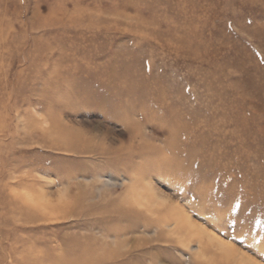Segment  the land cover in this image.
<instances>
[{
	"label": "rangeland",
	"instance_id": "obj_1",
	"mask_svg": "<svg viewBox=\"0 0 264 264\" xmlns=\"http://www.w3.org/2000/svg\"><path fill=\"white\" fill-rule=\"evenodd\" d=\"M197 262L264 264V0H0V264Z\"/></svg>",
	"mask_w": 264,
	"mask_h": 264
},
{
	"label": "bare ground",
	"instance_id": "obj_2",
	"mask_svg": "<svg viewBox=\"0 0 264 264\" xmlns=\"http://www.w3.org/2000/svg\"><path fill=\"white\" fill-rule=\"evenodd\" d=\"M122 12V11H121ZM179 41L181 42L182 40H180L179 39ZM99 69V68H98ZM97 69V70H98ZM118 92L119 91H117L116 92V94H118ZM58 99H60V98H58ZM71 99H73L72 97H68L67 99H65V101H71ZM58 102H60L59 100H57ZM79 101V103L80 104H83L84 105V107L85 106H87L88 104H89V102H86V101H84V99L83 98H80V100H78ZM62 102V101H61ZM60 102V103H61ZM57 103V102H56ZM62 104V103H61ZM62 105H66V102L65 103H63ZM108 114V113H107ZM106 114V115H107ZM111 114V113H110ZM106 115H105V117H106ZM107 116H109V119L111 118V116L110 115H107ZM115 117V116H114ZM172 117H175V115L174 114H172ZM180 127V126H179ZM179 127H177L176 126V128H177V131H176V133L177 132H179L181 129L179 128ZM186 129V128H185ZM61 130V129H60ZM60 132V131H59ZM70 132H72V129H71V131ZM78 132V131H77ZM82 139V138H81ZM81 141H83V142H85V143H87V144H91V142H90V140H88V141H86V140H84V139H82ZM93 142V141H92ZM80 143V142H79ZM67 151H71V152H74V151H82V150H77V147H75V145H70V146H68L67 147ZM106 154V153H105ZM152 192V191H151ZM153 196H154V194H153ZM150 199V198H149ZM154 201V200H153ZM158 201V200H157ZM160 202V201H159ZM158 202V203H159ZM163 204H154V203H146V211H149V212H154L155 214H159V212L161 211V210H163V208H164V206L163 207H161ZM167 206V205H166ZM165 206V207H166ZM43 207V206H42ZM154 208H156V209H154ZM166 212H172L171 214L172 215H176V216H173L172 218H173V220L174 221H172V220H170V221H172L171 223H169L168 222V220L167 221H165V220H162L161 222H159L158 223V227L156 228V231L157 230H159V229H162V227H165L166 229H168V231L170 232V233H174V232H177V230H179L182 226H181V221H180V219H182L183 217H182V210L181 209H179V207L178 206H172V204L171 205H168L167 206V209H166ZM184 219H185V217H184ZM187 220V219H186ZM185 223V222H184ZM192 224V223H191ZM182 225H184V224H182ZM192 226H193V224H192ZM219 244V243H218ZM221 244V243H220ZM222 245H225V244H222ZM250 262V261H249ZM195 264H203L202 262H197V263H195Z\"/></svg>",
	"mask_w": 264,
	"mask_h": 264
}]
</instances>
